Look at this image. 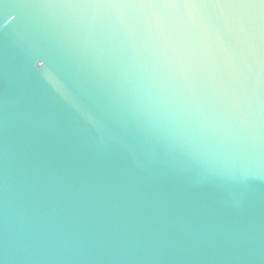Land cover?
<instances>
[{
  "label": "water",
  "instance_id": "obj_1",
  "mask_svg": "<svg viewBox=\"0 0 264 264\" xmlns=\"http://www.w3.org/2000/svg\"><path fill=\"white\" fill-rule=\"evenodd\" d=\"M0 264H264V3L0 0Z\"/></svg>",
  "mask_w": 264,
  "mask_h": 264
},
{
  "label": "snow or ice",
  "instance_id": "obj_2",
  "mask_svg": "<svg viewBox=\"0 0 264 264\" xmlns=\"http://www.w3.org/2000/svg\"><path fill=\"white\" fill-rule=\"evenodd\" d=\"M262 3H264V0H261Z\"/></svg>",
  "mask_w": 264,
  "mask_h": 264
}]
</instances>
